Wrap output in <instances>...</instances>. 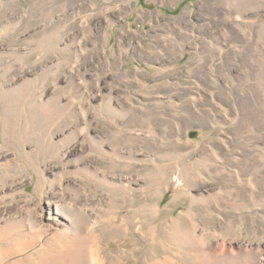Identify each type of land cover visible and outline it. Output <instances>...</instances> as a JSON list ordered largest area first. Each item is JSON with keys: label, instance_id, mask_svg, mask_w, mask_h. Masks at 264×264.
Wrapping results in <instances>:
<instances>
[{"label": "rangeland", "instance_id": "rangeland-1", "mask_svg": "<svg viewBox=\"0 0 264 264\" xmlns=\"http://www.w3.org/2000/svg\"><path fill=\"white\" fill-rule=\"evenodd\" d=\"M0 264H264V0H0Z\"/></svg>", "mask_w": 264, "mask_h": 264}, {"label": "bare ground", "instance_id": "bare-ground-1", "mask_svg": "<svg viewBox=\"0 0 264 264\" xmlns=\"http://www.w3.org/2000/svg\"><path fill=\"white\" fill-rule=\"evenodd\" d=\"M27 131V130H26ZM95 180V179H94ZM95 224V223H94ZM85 238V237H84ZM86 239V238H85Z\"/></svg>", "mask_w": 264, "mask_h": 264}]
</instances>
